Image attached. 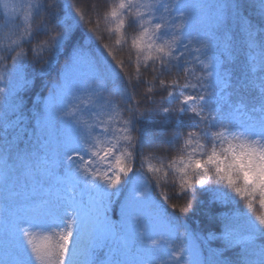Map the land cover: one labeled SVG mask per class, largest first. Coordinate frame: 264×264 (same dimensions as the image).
Returning a JSON list of instances; mask_svg holds the SVG:
<instances>
[{
    "label": "snow or ice",
    "instance_id": "snow-or-ice-1",
    "mask_svg": "<svg viewBox=\"0 0 264 264\" xmlns=\"http://www.w3.org/2000/svg\"><path fill=\"white\" fill-rule=\"evenodd\" d=\"M12 4L15 5V0ZM58 6L67 7L49 0L29 4L21 20L15 6L10 12L5 11L8 0H0V21L4 22L0 28V64L10 60L12 71L18 72L20 61L28 53L17 49L32 44L36 36L48 37L30 49L34 60L41 63V72L55 70L53 61L66 60L39 117L44 129L56 135L63 174H57L48 162L33 160L30 154L19 157L25 174L37 172V179H45L52 189L37 208L18 213L11 225V236L26 253L29 264H99L93 259L97 250L110 249L113 245L127 247L129 239L152 251L151 264H198L191 258L189 230L185 229L184 237L180 235L181 225L173 215L177 205L169 203L171 197L167 191H162L158 200L152 196V189L161 188L162 180L168 183L170 175L173 186L178 182L179 190L175 193L178 199L202 192L207 194L209 203L236 209L237 214L227 220L217 237L226 249L242 245L246 253L257 238L264 239V130L254 132L235 119L264 114V29L255 30L250 23L246 24L249 72L253 76L260 73L255 86L258 103L249 106L243 100L233 102L228 95L227 105L231 106L233 116L225 119L223 109L211 103L215 93L209 92L213 86L210 78L215 77L216 85L225 79L216 68V57L207 55L214 41L189 32V15H176L173 0H106L102 19L114 25L108 31L123 37L126 26L138 30L131 38V47L138 62L143 55L145 69L165 75L175 68L186 77L182 87L179 80L170 83L159 80L161 89L173 90L167 91L162 107L157 110V120L150 112H140L139 102L128 87L114 89L124 102L123 109L107 99L106 83L125 81L121 75L123 62L114 63L116 57L106 51L108 44L101 46L99 56L88 53L86 56L83 46L73 45L75 37L70 22L55 19L54 11L53 20H41L32 28L33 16L40 17L41 12ZM259 10L264 12V0H259ZM77 14L80 20L84 19L79 9ZM88 23L96 24L90 32L99 28L95 20L89 19ZM115 43L121 45L122 39ZM218 46L223 54H230V38L225 37ZM5 52L7 57L3 55ZM45 53L48 59L43 60ZM84 59L89 71L73 85L66 74ZM148 61L153 63L149 65ZM197 65L206 74L196 76L193 83L187 77L194 75ZM136 82H141L139 65ZM127 84L131 85V80ZM177 88L180 90L176 91ZM3 91L0 87V93ZM147 91L152 93L154 89L148 86ZM145 99L155 103L151 97ZM141 122L152 125L160 136L170 131L167 142L181 144L178 159L166 164L163 157L155 155L152 151L155 139H142L139 134L142 129L137 125ZM252 123L248 121L249 125ZM129 189L130 194L125 198L124 193ZM145 202L152 203L161 221L175 227L167 232L152 229L144 212L139 210ZM114 204L119 207L118 216L113 211L110 218L109 210ZM35 229L49 234L38 242ZM150 232L154 234L150 236ZM177 239L185 241L182 247L172 246ZM213 257L215 264H226L215 253Z\"/></svg>",
    "mask_w": 264,
    "mask_h": 264
},
{
    "label": "trees",
    "instance_id": "trees-1",
    "mask_svg": "<svg viewBox=\"0 0 264 264\" xmlns=\"http://www.w3.org/2000/svg\"><path fill=\"white\" fill-rule=\"evenodd\" d=\"M42 2L44 0H36V3ZM53 2L61 6L67 5V7L58 6L48 12H41L40 17L33 16L32 28L35 29L41 20H53L51 12L54 11L55 19L70 22L75 37L73 45L83 46L86 56L87 53L93 57L99 56L101 46L108 44L109 47L106 51H110L116 57L114 63L123 62L121 75L125 77V81H108L106 83L108 92L105 93L107 99L123 109L124 102L119 95L115 94L114 89L128 87V90L133 93L135 101L139 102L140 112H150L155 119L159 120L157 110L162 107V101L167 95V91L173 90L161 89L159 80L163 79L166 83L179 80L181 85L186 79L184 73H177L176 69L172 68L170 74L160 75L158 72H153L151 68L145 69L143 55L140 56L138 62L136 51L131 47V38L138 34V30L126 26L123 30V37L120 33L108 31L114 25L106 24L102 19L106 0H49V3ZM141 2H151V0H141ZM174 3L175 11L182 12L190 9V11L195 10L204 15L201 25L189 32L194 35L208 36L214 41L207 54H213L219 60L231 101L243 100L249 106L257 104L258 91L255 86L259 83L256 77L260 73L253 76L249 72L248 54L250 50L246 24L250 23L255 30L264 29V12L259 10V0H173ZM169 6L172 7V5ZM77 9L84 14L83 20H80ZM141 11L147 12L146 9H141ZM89 19L99 23V28L95 32L89 31L96 27V24L88 23ZM225 37L230 38L231 42V51L228 55L223 54L222 48L218 46ZM47 38V36H36L32 44H23L22 48L17 49L28 53L27 58L21 61L20 72L12 71L10 60L5 59L4 64H0V87L4 89L3 93H0V153L10 162L9 175L4 182L0 183V264H29L26 253L11 236V225L18 213L29 210L27 205L41 201L46 197L43 186L47 182L43 178L37 179V172L25 174L19 160L20 155L30 154L32 159L37 162L43 161L44 155L54 159L52 149L54 145L56 147V142L53 140L54 132L46 131L41 125L39 117L51 89L59 79L66 60L61 58L58 61H53L55 70L41 72V63L34 60L30 51L36 46L37 41L42 42ZM117 39H122L121 45H116ZM256 51H259V47ZM14 54L12 53V55ZM3 55L7 57L8 53L5 52ZM42 59H48L47 53L43 55ZM148 63L151 65L153 61H148ZM156 64L158 66L159 62L157 61ZM138 65L141 81L139 84L136 82ZM78 66L80 69L87 68L89 70L87 59L80 61ZM199 70V65H197L194 75L188 76L187 79L193 80ZM74 76H77L76 73ZM19 77L20 79H18ZM128 80H131V85L127 84ZM133 85L135 86L133 87ZM148 86L153 87L152 93L147 91ZM212 93H214L213 88ZM145 96L151 97L155 103H149ZM227 99V97H223L220 106L225 119L233 116L230 112V105L226 104ZM213 100L214 97L212 102L216 105ZM255 117L258 119H250L253 122L251 125L248 124L249 120H239L238 117L235 119L254 132L264 130L262 128L264 125L263 114L257 113ZM184 119L187 122L188 117L186 116ZM137 127L142 129L139 133L142 139H155L152 151L155 155L163 157L166 164L173 158L178 159V149L181 144L170 145L167 142V138L172 134L170 131L160 136L150 124L141 122ZM148 151L149 148L146 146L145 153ZM188 151H191V147ZM58 156L59 152L56 154L57 159ZM151 162L159 166L156 160ZM167 180L166 184L163 180L161 181V188L152 189L154 198L158 200L161 192L167 191L171 197L169 203L177 205V211L173 213L177 218V223L182 228L193 232L197 238L204 257V264H215L214 253L226 264H264V239L257 238L255 245L248 248L245 253V248L242 245H234L232 248L226 249L223 241L217 238L221 235L227 220L237 214L236 209L223 204L213 205L209 203L207 194L202 192H197L195 196L189 193L183 199H178L175 195L179 190L178 182L173 186L171 175ZM126 195L127 190L124 197ZM180 208L187 210L181 212ZM239 209L243 210L242 204ZM113 211L118 216L119 207L117 204L111 208V218ZM169 212H172L171 208H169ZM259 212L260 209L257 208V213ZM35 231L36 239L39 242L45 234L41 229H35ZM210 233L214 235L210 236Z\"/></svg>",
    "mask_w": 264,
    "mask_h": 264
},
{
    "label": "rangeland",
    "instance_id": "rangeland-1",
    "mask_svg": "<svg viewBox=\"0 0 264 264\" xmlns=\"http://www.w3.org/2000/svg\"><path fill=\"white\" fill-rule=\"evenodd\" d=\"M9 3V7L8 9H5V11H11V8L13 6L16 7L17 11L20 12L21 14V20L23 19V15L24 13H26L28 11V6L29 4L35 5L36 0H15V5L12 4V0H8ZM175 11V10H174ZM177 14H188L190 17V22L188 25V30H192L196 27H198L199 25H201V22L203 21L204 15L202 13H198V11L195 10H191L190 9L188 11H175ZM4 22L0 21V28H3ZM20 31L22 32L23 29H20ZM4 35H7V30H5ZM15 38V37H13ZM19 51V50H17ZM15 55V54H14ZM208 55V54H207ZM209 57L214 56L213 54L208 55ZM216 57V56H215ZM203 59H205V62H207V59L204 57ZM217 64H216V68L217 70L220 69L221 70V66H220V62L217 59ZM22 61V60H21ZM21 61L19 64V71L21 69ZM89 70L86 69H80V66H78V64L76 66H74L71 71L69 73H67L66 75L68 76V78L71 80L73 85H76L80 79V77L82 75H84L85 73H87ZM74 73H76L77 76H74ZM79 73V75H78ZM206 73L203 72V70H199L198 74L195 75L196 76H200V75H204ZM195 77L193 78V80H191L193 83L196 82ZM20 79V77L18 78ZM213 80V86L209 88V92H212V88L214 89V93L215 95L214 97V102L216 103V105H219V107L221 106V100L223 99V97H227L230 94L229 91L227 90V86H226V79H222L221 81H219L218 83H220L219 85L215 84V77L210 78ZM183 84H181L180 86L182 87ZM224 89V93L223 95L221 94L223 92ZM176 91H179L180 88L175 89ZM87 94H84V96ZM217 96V97H215ZM87 96H85L86 98ZM228 101V99H227ZM211 103L213 104V102L211 101ZM227 104V102H226ZM231 107V106H230ZM256 115L253 116H246L243 120L247 121L249 119H258L255 117ZM259 117V116H258ZM83 119H87V117H83ZM239 120H241L238 117ZM53 140L56 142V147L55 145L52 147L53 152H54V159L51 158V156H46L44 155L43 157V161L44 162H48L49 163V167L50 168H55L57 171V174L62 175L63 174V169L59 166V160L56 158V154L59 152L58 149V145H57V138L56 135L54 133L53 135ZM10 162L9 160L7 161L2 154L0 153V183L4 182L7 179V176L9 175L8 172L10 170ZM135 187V186H133ZM43 191L44 194L47 196L52 189L47 186V184H45L43 186ZM131 189L127 190V195L125 196V198L128 197V195L130 194ZM153 199L154 195L152 193ZM41 201H35L34 203H31L29 205H27V209H32V208H37ZM139 210L143 211L145 214V218L146 220L150 223L152 229H154L155 231H164L167 232L170 228H174V225H169L166 220L165 221H161L159 218V215L156 213V211L153 208V205L151 202H145L144 204L139 206ZM110 211L109 210V215H110ZM111 218V217H110ZM180 225V224H179ZM185 229L186 228H182L180 227V235L181 237H184L185 235ZM55 231H58L59 229H54ZM45 235H48L49 233L46 231H43ZM154 233L150 232V236L153 235ZM194 236L193 232H188V238H189V243L191 245V250H192V259H194L195 261L198 262V264H204V257L202 256V251H201V247L197 241V239H192V237ZM195 237V236H194ZM185 241L183 239H177L174 244L172 245L173 247H182L184 245ZM93 259H96L99 261V264H151L152 260L154 259V255L152 253L151 250H147L144 248H141L138 244H135L134 241L132 239H129L128 241V245L127 247H123V246H119V245H113L109 248H104L103 250H97L96 256L93 257Z\"/></svg>",
    "mask_w": 264,
    "mask_h": 264
}]
</instances>
